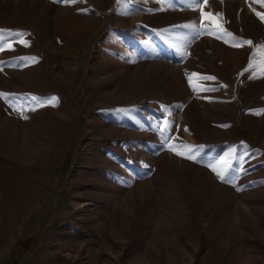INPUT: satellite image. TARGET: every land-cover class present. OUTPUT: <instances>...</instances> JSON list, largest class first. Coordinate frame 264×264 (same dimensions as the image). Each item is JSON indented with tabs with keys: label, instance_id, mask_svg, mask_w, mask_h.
I'll list each match as a JSON object with an SVG mask.
<instances>
[{
	"label": "rangeland",
	"instance_id": "374dc122",
	"mask_svg": "<svg viewBox=\"0 0 264 264\" xmlns=\"http://www.w3.org/2000/svg\"><path fill=\"white\" fill-rule=\"evenodd\" d=\"M203 11L253 44L197 37L185 0H0L26 33L0 52V264H264V2Z\"/></svg>",
	"mask_w": 264,
	"mask_h": 264
},
{
	"label": "snow or ice",
	"instance_id": "6c2138e0",
	"mask_svg": "<svg viewBox=\"0 0 264 264\" xmlns=\"http://www.w3.org/2000/svg\"><path fill=\"white\" fill-rule=\"evenodd\" d=\"M62 3H75L77 0H60ZM120 0H118V3ZM162 2L168 4L171 6V0H162ZM258 2H264V0H258ZM185 3L188 5L189 8L193 10H199L201 11V20H208L211 19L213 21V24L215 26H209L204 23L199 24H189L184 25L183 27L192 29L196 36L203 35L205 33L214 35L218 39H224L225 43L231 42L232 46L234 47H240L242 45H252L253 41L247 40V39H241L236 37L233 33L227 31L226 28H224L223 23H217L219 19H222L221 13H210L203 11V6H207L209 3V0H185ZM259 18L261 20H264V14L257 13ZM226 23V21L224 22ZM26 35V33L22 31L12 30V29H0V52L8 50H14L13 47V38H20V42H23V37ZM225 38H230L225 39ZM25 46H28L25 42ZM258 52L261 55V60L258 62V65L260 67L261 73L264 74V44L258 45ZM21 61H23L26 64L37 62V58L35 57H21ZM253 67V65L250 63L249 68ZM2 70V69H0ZM192 77H199V79L202 80H215L216 77L214 76H201L200 74L193 73L189 77V81L191 83ZM226 87V86H225ZM194 90H214V89H201L198 87H194ZM11 95L14 94H5L0 93V97H4L5 99H8ZM29 99L34 103L35 107H43L46 105H52L55 106V101L57 100V97H48V98H42L37 97L35 95H31ZM35 110V108L33 109ZM264 114V113H262ZM27 119V117H24ZM172 121L168 119H164L161 121L160 126L157 128V131L160 132L161 136L165 139V141H168L167 147L169 150L173 151L176 155L183 156L186 159L196 161L198 158L201 157V154L199 152V147L202 146H192V145H186V144H180L176 145L171 143L172 137L168 136L167 133L171 131ZM235 151V150H233ZM211 170L216 173V175L219 177V179L222 182L226 183H233V180L230 178V175L233 171V165L229 163L228 157H221L219 161H217L215 164L209 165ZM239 171H244V169L241 167Z\"/></svg>",
	"mask_w": 264,
	"mask_h": 264
}]
</instances>
